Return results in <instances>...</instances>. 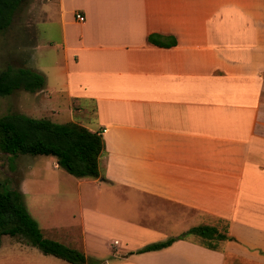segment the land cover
Here are the masks:
<instances>
[{"label":"crops","instance_id":"obj_1","mask_svg":"<svg viewBox=\"0 0 264 264\" xmlns=\"http://www.w3.org/2000/svg\"><path fill=\"white\" fill-rule=\"evenodd\" d=\"M31 3L42 119L104 143L96 179L49 157L71 198L34 219L43 238L100 264H264V0ZM198 226L228 239L179 238ZM7 246L1 264H68Z\"/></svg>","mask_w":264,"mask_h":264},{"label":"trees","instance_id":"obj_2","mask_svg":"<svg viewBox=\"0 0 264 264\" xmlns=\"http://www.w3.org/2000/svg\"><path fill=\"white\" fill-rule=\"evenodd\" d=\"M27 2L0 0V34L10 27L16 12ZM156 44L166 46L163 42ZM44 85L45 76L30 68L7 66L0 72V97L9 96L18 90L35 93L41 91ZM103 150L100 134L76 123L57 124L49 119H33L18 113L0 117V153L13 157L31 155L54 158L57 166L74 178H98V159ZM189 235L199 238L204 246L211 249L216 248L212 245L213 241L228 239L224 232L211 226L191 228L179 238ZM3 236L19 238L44 255L68 264L101 263L87 258L76 249L43 238L37 222L27 211L22 193L5 188L0 182V243ZM175 240L177 238H169L149 244L139 253L166 248Z\"/></svg>","mask_w":264,"mask_h":264},{"label":"rangeland","instance_id":"obj_3","mask_svg":"<svg viewBox=\"0 0 264 264\" xmlns=\"http://www.w3.org/2000/svg\"><path fill=\"white\" fill-rule=\"evenodd\" d=\"M31 2L32 0H28L27 4L16 12L10 27L0 34V72L7 66L39 68L42 62L38 53H35L34 60L32 59L31 43L35 40L32 35L27 38L26 34L27 27L34 29V23L30 21L28 14ZM43 27L44 25L38 26L41 31V40H44ZM50 34L52 37H56L54 31H51ZM44 104L46 101L41 100V97L36 98L33 93L18 90L9 96L0 97V117L18 113L29 118L42 119L41 111ZM66 120L67 117L62 115L58 122L64 123ZM50 161L51 158L44 156L18 155L13 157L0 153L1 184L10 190L20 191L21 186L26 188L28 196L24 203L27 211L35 220L37 217H43L41 214L48 218L47 214L50 215L51 212L52 214L61 212L66 208L63 206V202L71 198L69 195L71 189L67 184L61 182L58 174L52 173ZM8 242L29 246L19 238L3 237L0 243V264L9 254L7 252ZM56 242L63 244L59 241ZM31 249L36 258L47 257L45 259L60 261L52 256L44 255L35 247H31ZM107 260L111 261L113 257L110 256Z\"/></svg>","mask_w":264,"mask_h":264},{"label":"built area","instance_id":"obj_4","mask_svg":"<svg viewBox=\"0 0 264 264\" xmlns=\"http://www.w3.org/2000/svg\"><path fill=\"white\" fill-rule=\"evenodd\" d=\"M75 20L79 23H83L85 21V17L81 13H75Z\"/></svg>","mask_w":264,"mask_h":264}]
</instances>
